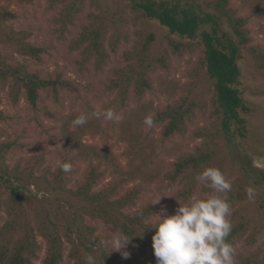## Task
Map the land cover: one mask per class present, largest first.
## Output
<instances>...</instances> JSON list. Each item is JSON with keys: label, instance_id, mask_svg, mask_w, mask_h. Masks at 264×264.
<instances>
[{"label": "trees", "instance_id": "obj_1", "mask_svg": "<svg viewBox=\"0 0 264 264\" xmlns=\"http://www.w3.org/2000/svg\"><path fill=\"white\" fill-rule=\"evenodd\" d=\"M4 1V0H2ZM0 0V86L8 89L13 104L22 95L27 102L37 108L41 92L49 90L55 99L61 91L72 89L74 85L64 80L60 74L41 76L31 71L28 64L16 61L20 56L40 63L45 50L30 41L27 31L16 30L12 21L17 14L8 3L31 4L35 0ZM126 5L111 9L107 0H51L52 6H60L55 19L56 33L64 39L87 2L95 11L87 16V23L81 28L72 43L74 50H81L78 62L80 69L93 61L101 70L121 44L128 43L129 33L125 29L127 11L133 14L135 23L141 24L131 49L123 54L125 66L114 71V77L107 89L116 92L120 105H125L130 88L138 99L154 88L151 74L158 69L169 68L170 54L182 55L201 49V70L211 81V115L213 123L198 130L195 135L202 144L191 153L184 154L174 164L172 180L181 177L184 183L179 196L188 200L196 187L197 176L207 167L219 169L226 179L236 175L237 168L225 157L222 142L229 139L248 137V106L239 89L241 70L238 60L242 50H248L257 68L264 70V49L251 44L247 29V19L238 16L231 6V0H123ZM155 21L167 30L164 48H157V34L147 23ZM7 50L6 54L3 50ZM60 100V99H59ZM206 108V103L198 97L185 96L179 101L157 111L156 121L162 123V137L165 139L183 135L188 123L197 111ZM48 113V112H47ZM6 118L0 110V122ZM0 264H35L40 252L38 237L47 244V253L42 264H61L65 245L70 246L74 264H86L91 254L96 264H120L121 252L108 253L96 229L85 223V217L101 219L115 230L132 236L128 247L135 243L142 252H148L153 260L152 236L155 234L156 219L162 207L147 204L129 213L135 206L141 189L132 187L119 190V184H110L96 191L103 172L90 166L81 182L69 189V175L59 167L49 175L32 180L46 184L50 193H68L77 206L62 209L46 198L25 195L27 184L32 183L27 175L10 168L8 155L16 149L17 141L0 132ZM231 183L227 193L231 208L232 230L227 241L234 247L242 238L248 245L259 242L264 236V224L248 217L245 205L249 199L243 179ZM205 192L212 189L203 185ZM78 204L80 206H78ZM236 209V210H235ZM123 264H133L128 259ZM235 264H264V248L248 256L241 257Z\"/></svg>", "mask_w": 264, "mask_h": 264}, {"label": "rangeland", "instance_id": "obj_2", "mask_svg": "<svg viewBox=\"0 0 264 264\" xmlns=\"http://www.w3.org/2000/svg\"><path fill=\"white\" fill-rule=\"evenodd\" d=\"M2 1V0H1ZM111 9L124 7L123 0H107ZM7 3V1H2ZM10 4V9L17 14L11 25L16 30L27 31L30 41L42 47L45 53L41 62L15 56L16 61L29 65L31 71L47 74H60L70 81L74 88L61 91L59 99L52 92H41L37 108H33L22 95L17 104L9 98L8 89L0 86V110L6 118L0 122V132L16 140V149L8 155L10 168L23 174L25 180L30 175L32 183L27 185L25 195H36L52 200L56 207L75 208L76 202L68 193H50L46 184L32 180L43 178L54 172L57 162L72 164L73 173L69 175V189H74L81 182L90 166H96L103 172L102 180L96 191L110 184H119V190L125 191L139 187L141 192L135 206L126 211L133 213L147 204L162 207L160 215L175 214L176 209L196 198H207L214 194L203 190V183L197 181L192 196L183 200L179 193L184 183L181 177L172 180L174 164L184 154L191 153L202 144L195 133L210 126L214 117L211 115V81L199 65L201 49L182 55L170 54L169 68L158 69L151 74L154 88L143 99H138L130 88L125 105H120L116 92L107 89L116 69L125 66L123 54L131 49L136 33L141 24L135 23L133 14L127 11L125 29L129 33V42L121 44L115 53L110 54L106 65L97 70L93 61L80 69L81 50H74L72 43L81 28L87 23V16L95 8L87 2L84 11L64 39L56 33L55 19L60 6H52L51 0H35L31 4ZM231 6L238 16L247 19L252 46L264 49V0H231ZM150 30L157 34V48H164L167 30L155 21L147 23ZM6 54L7 50H3ZM238 66L241 70L239 89L248 106V137L246 139L223 140L226 159L234 164L237 173L230 180L243 179L246 187L253 188L255 196L245 205L248 217L264 224V70L257 68L256 62L248 50H242ZM185 96L198 97L206 103V108L197 111L188 123L183 135L170 139L162 137V123L156 121L157 111ZM112 109L122 116L119 122L97 119L94 113ZM48 112V113H47ZM81 114L88 116L87 123L74 127L72 121ZM153 119V126L144 124L147 116ZM4 140V139H0ZM78 206H80L78 204ZM236 210V209H235ZM230 221L231 214L227 217ZM159 219H156V221ZM85 223L96 229V235L102 238L105 250L115 252L107 243L113 233L118 232L101 219L85 217ZM40 252L35 264H42L47 253L46 241L38 237ZM264 248V236L258 243L248 245L245 239L237 240L234 249V262ZM130 255L121 258L123 264L128 259L133 264H156L148 252L142 253L134 243L123 249ZM70 246L65 245L61 264H74Z\"/></svg>", "mask_w": 264, "mask_h": 264}, {"label": "clouds", "instance_id": "obj_3", "mask_svg": "<svg viewBox=\"0 0 264 264\" xmlns=\"http://www.w3.org/2000/svg\"><path fill=\"white\" fill-rule=\"evenodd\" d=\"M97 119L119 122L122 116L112 109L94 113ZM88 116L81 114L72 121L74 127L87 123ZM144 124L151 128L153 119L145 117ZM65 173L72 171V164L57 162ZM197 180L213 190L214 194L207 198H196L176 209L175 214L159 215L152 236V248L156 264H235V249L227 241L232 230L228 216L231 214L227 193L231 191V183L217 168L207 167ZM249 200L255 196L253 188L247 190ZM132 236L124 232H115L108 244L116 252H121L123 258L129 253L122 251L131 242ZM86 264H96L89 254Z\"/></svg>", "mask_w": 264, "mask_h": 264}]
</instances>
